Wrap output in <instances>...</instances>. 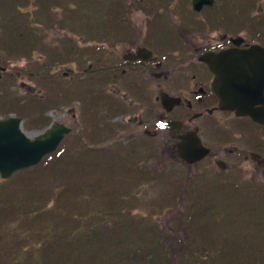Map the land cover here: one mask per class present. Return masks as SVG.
Here are the masks:
<instances>
[{"label": "trees", "instance_id": "1", "mask_svg": "<svg viewBox=\"0 0 264 264\" xmlns=\"http://www.w3.org/2000/svg\"><path fill=\"white\" fill-rule=\"evenodd\" d=\"M254 1L218 0L214 15L217 20L229 21L227 25L238 20L241 29L253 22L248 8ZM87 4L88 0H0V49L8 51L7 57L32 58L37 51L48 52L47 59L28 62L29 69L35 67L33 78L43 85H58L50 72L55 61L69 57L85 67L83 62L91 58L97 85V77L103 75L102 48L93 47L89 54L86 46L74 45L75 39L67 36L55 47H46L50 44L42 30V22L53 21L54 16L61 26L60 13L53 15V7L70 14ZM253 27L257 37L258 32H264L263 21H256ZM4 81L5 77L0 79L1 88ZM91 82L93 79L88 85L92 86ZM48 91L46 100L55 95L67 97L66 90L58 93L49 87ZM83 93L86 109L97 113L103 101ZM44 101L39 93L17 95L10 85L0 89V109L28 118L27 128L48 124ZM92 117L88 123L92 122L93 130H88V124L84 128L87 133H70L71 139L61 142L37 164L1 180L0 184L14 182L27 201L10 194L9 204L0 205V249H5L0 250V264H264L262 183L207 185L197 177L189 185L179 181L173 189L179 195L173 193V199H183L180 195L187 191L190 199L187 220L180 219L184 230L180 238L151 216L133 211L140 200L135 189L167 177L146 166L147 155L153 151L140 155L141 145L137 149L116 143L94 144L103 137V128L97 114ZM105 127L110 130V125ZM11 222L16 223L12 227L13 252L4 235Z\"/></svg>", "mask_w": 264, "mask_h": 264}, {"label": "flooded vegetation", "instance_id": "2", "mask_svg": "<svg viewBox=\"0 0 264 264\" xmlns=\"http://www.w3.org/2000/svg\"><path fill=\"white\" fill-rule=\"evenodd\" d=\"M120 1L121 7L131 5L133 9L142 10L137 7L140 0ZM183 4V7L189 6L193 14L208 13V20L204 21L208 24L172 27L168 13L170 11L172 15L171 7L180 4L153 10L157 17L151 24H106L103 37L86 40L82 35V44L76 40L73 43L82 45L83 49L86 46L89 54L93 53V47L102 48V83L94 86L91 58L85 67L74 59V66L62 72V76L70 73L78 76L73 82L74 88L81 86L78 97L85 99L83 92L87 91L88 96H96L94 100L103 101H100L103 107L96 108L97 113L89 108L86 111L90 119L92 114H97L98 120L104 115L109 119L105 124L110 125L108 137L105 135L108 129L101 127L104 144L110 140V144L135 146L137 149L141 145V155L162 141L164 154L178 156L176 148L180 142L198 141L207 152L200 159L188 163L190 166L200 163L205 171L215 176L242 169L252 171L253 176L264 175V101L256 102L252 107L260 119L237 113L236 108L224 105L221 90L231 85L235 75L231 80H223L203 57L228 48L245 49L252 43L264 46V35L261 41L260 32L256 38L255 31L246 26L238 30V20L231 25H227L229 21L225 23L224 19L217 20L214 15L217 10L214 9L218 0L202 4L199 10L193 8L192 0H185ZM150 6H153L151 2ZM211 22L217 23L212 25ZM160 33L162 37H158ZM53 42L56 45V40ZM53 45L45 44L46 47H55ZM89 79H93L92 86L88 85ZM232 85L239 92L244 90L246 82L237 79ZM43 86L49 89L48 84ZM41 97L44 96L41 94ZM88 114L81 115L79 110H74L77 135L90 124L89 117H86ZM90 127L93 130L92 122ZM150 156L147 155V159L152 158Z\"/></svg>", "mask_w": 264, "mask_h": 264}, {"label": "rangeland", "instance_id": "3", "mask_svg": "<svg viewBox=\"0 0 264 264\" xmlns=\"http://www.w3.org/2000/svg\"><path fill=\"white\" fill-rule=\"evenodd\" d=\"M92 1L96 2L92 3ZM175 1L176 2L171 3L173 2V0H150L149 2H151V5H153L151 8L147 7L146 9L136 10L131 8L132 6L130 7L129 5H125V7L121 8L122 5L120 0H88L87 7L81 8L80 5L76 11L70 14L62 10L60 11L59 7H53V15H57L56 13H60L58 21L60 22L61 26H59V24L57 23V18L55 16L53 18V21L46 22L45 19V21L42 22V26H44V28L42 29L45 37L44 39L45 41H48L50 45H53L54 40H56L57 42L64 40L65 36H70L73 37L77 42H81L82 44V35L86 40L89 38L95 40L99 39L104 34L103 26H105L106 24H119V21H124V24H126V26L127 24L132 23L134 24V26L145 24L147 25L148 23L151 24V21L154 22L156 20L155 17H157L154 16L153 12H151L152 10H155L156 8L166 9L167 7H171L174 4L180 5L174 8L171 7V9H173L172 15L170 14V11L168 13V16H170V25L172 27H178L180 24H185L184 26L186 27H189L191 25L203 26L208 24L207 22H204L208 20V13L201 12L199 14H193L189 6L183 7V3H185V0H182V2L181 0ZM162 2L164 3L160 4ZM67 3L71 4L72 2L69 1ZM249 8L248 10L252 14L253 22L251 24H246V27H248L249 30L253 31V26L256 21L264 22V0H255L254 3L251 4V9ZM215 23L217 22H211L212 25H214ZM244 27L245 26H243L242 28ZM237 29L240 30L239 23ZM125 31L128 30L126 29ZM263 35L264 33H262L261 36ZM158 37H162V34L160 33ZM254 37L259 38L257 36ZM108 50L109 48H106V51ZM47 53L48 52L37 51L35 52V54H33L32 58L18 56L7 57V55H9L8 51H6L5 49H0V64L6 66L5 70H0V79L5 77V84H3L5 86L3 88H1L0 86V89L5 90L6 87L10 85V88L17 95H25L32 92V94H37L39 92L44 96L41 97V99L45 100L43 102L45 106L44 115L48 118V124L52 121L63 122L65 124L70 125L73 130L72 133H75L77 123L73 119L74 110H79L81 115L88 114L86 111V98L83 99L82 97L77 96V93L80 94L79 89L81 88V86H76L75 88L73 86V82H75V78H77L78 76H76V74L74 75L71 73L66 77L62 76V72L71 69V67L74 66L73 64L75 62L72 59H68L69 57H65L61 58V60L55 61L51 65L52 67L50 68V70L53 72V78L58 85H54L51 83L48 85V88L54 87L58 93H61L63 90H66L67 97L65 99H60L55 95L54 98L46 100L45 97H48L50 93L48 89L43 86L42 81H37L33 78V69L35 67L31 68V71V69H29L28 62L34 61L35 59L39 58L45 59L48 55ZM41 55H43V58H41ZM89 62V60H86V62H83V64L87 65ZM59 77L61 78V80L60 82H57V78ZM97 78L98 80L96 79V82L102 83V78L99 76ZM83 81L86 82L87 80L83 79ZM105 113L106 111H103V114ZM10 114L18 115L15 112H6L0 109V117H5ZM104 116L100 117L99 119L102 124L101 127L105 126L106 122L109 121V119ZM21 117L23 119V127L25 129H29L28 131L30 134H34L36 131H40L39 129H42L46 125H48L46 124L42 128H27L26 122L28 121V118L23 116ZM86 117H89V120H91L89 114ZM84 128L81 129L82 132L87 133ZM106 132L110 131L107 130ZM108 136L109 135H107V137ZM71 138L72 134L66 136L62 140V142L66 143ZM104 138L105 137H99V140L97 141H101ZM88 141L89 143L92 142L90 138H88ZM106 142L108 143L105 144H110V140H106ZM157 145V147L152 146L147 149V151H153L154 154H150L152 155L150 156L152 158H150L145 163L148 169L155 172L156 175H158L159 173H164L167 174V177L165 178V180H159V182L155 180H150L147 183L144 182L140 184L139 188L135 189V191L138 192L140 200L138 206L133 208V211L145 215L147 217L151 216L153 220L157 221L160 225L164 226L166 229L171 231V233H177L180 238L184 237V230L182 227H180V219H182L183 222L184 220H187V202L190 199L188 191L185 192L183 195H180L183 199H180L179 201H177L176 197L175 199H173L174 195L172 196V194H178L176 193V191H173L174 185H180L178 184L179 181L184 185L190 183L191 181H193L192 179H195L197 177L201 179V182H204L207 185H230L237 182L241 185H245L247 183L252 182L259 184L262 183L264 186V175L260 174V176H253L252 171L248 169H242L241 171L239 170L237 172H226L221 176H215V174H209V171H205L202 164L200 163H198L197 166H194L192 164L190 166L178 156L172 155L171 153L164 154L165 145H163L162 141H159V144ZM147 151L145 150V152ZM2 179L5 178H2L0 175V182ZM20 191L21 189L16 187V184L14 182L0 184V205L2 202L6 203V205L9 204L10 194L21 195V201H27L26 196L21 194ZM18 222L19 221H17L16 223ZM16 223L11 222L9 230L5 231L4 234L5 240L6 238H9L10 240V252L14 251L13 239L15 234L13 233L12 227ZM3 250L5 249H2L1 251Z\"/></svg>", "mask_w": 264, "mask_h": 264}, {"label": "water", "instance_id": "4", "mask_svg": "<svg viewBox=\"0 0 264 264\" xmlns=\"http://www.w3.org/2000/svg\"><path fill=\"white\" fill-rule=\"evenodd\" d=\"M213 1L192 0V4L195 10H199L202 4H211ZM203 57L223 80H231L232 75H235V79L230 81L231 85L221 90V102L231 109L236 108L237 113L260 119L252 107L256 102L264 101V46L255 43L245 49L228 48ZM237 79L246 82L243 91L234 90L232 83ZM70 131L69 126L54 121L44 130L31 135L23 129L20 117L11 115L0 118L1 176L8 178L14 171L38 163L44 155L54 151ZM206 152L207 149L198 141L183 140L177 146V154L189 162L200 159Z\"/></svg>", "mask_w": 264, "mask_h": 264}]
</instances>
